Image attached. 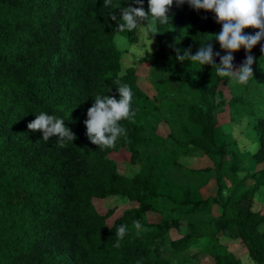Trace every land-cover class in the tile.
<instances>
[{
    "label": "trees",
    "instance_id": "1",
    "mask_svg": "<svg viewBox=\"0 0 264 264\" xmlns=\"http://www.w3.org/2000/svg\"><path fill=\"white\" fill-rule=\"evenodd\" d=\"M129 5L139 6L134 0L108 7L104 0H0V264H193L206 256L213 264H245L234 242L264 264V212L252 209L255 195L264 193V168L239 176L249 161L264 163V53L251 51L253 78L246 85L218 76L211 65L178 61L176 49L195 54L206 41L225 52L214 39L222 25L213 12L174 2L155 36L173 32L176 44L171 51L161 44L145 57L160 73L151 98L138 85L137 69L122 73L115 38L134 43L137 30L117 31L110 15L119 18ZM245 58L241 48L233 63ZM118 84L130 86L135 116L120 121L126 135L114 147L101 149L88 139L84 120L97 95L119 99ZM223 84L231 87L230 99ZM227 105L232 119L255 117V153L221 132L218 114ZM40 112L63 119L76 139L65 147L55 136L45 142L41 131L27 127ZM158 118L174 127L167 138L151 123ZM189 149L212 165L179 164ZM121 150L140 166L136 175L119 171L113 154ZM177 171L186 179L172 196L166 178ZM212 179L216 192L205 196L202 188ZM97 200L108 202L106 210ZM122 224L127 234L116 247ZM204 241L200 252L190 253Z\"/></svg>",
    "mask_w": 264,
    "mask_h": 264
},
{
    "label": "clouds",
    "instance_id": "2",
    "mask_svg": "<svg viewBox=\"0 0 264 264\" xmlns=\"http://www.w3.org/2000/svg\"><path fill=\"white\" fill-rule=\"evenodd\" d=\"M138 7L131 5L121 7L119 18L113 13L111 20L117 21V31L132 32L146 26L154 35L158 33L156 25L166 24L169 21V13L175 2L176 6L187 3L191 8L199 11H211L215 14V21L222 25L221 31L214 33V39L219 42L220 48L226 53L221 55L214 50L212 43L200 46L195 54L191 49L184 50L183 55L180 49H176L177 60L183 62L190 60L200 65H211L215 67L216 74L220 77H227L234 83L246 85L253 78L252 65L255 62L250 54L254 46L264 40V0H147V11L143 7L144 0H134ZM112 0H104V6H111ZM246 28L257 29L254 34L245 33ZM243 48L246 58L241 66L234 68L233 53ZM264 53V46H261ZM219 57V63L216 58ZM139 58V57H138ZM119 99L110 95H97L91 107L87 109V119L84 120L86 135L92 144L98 148L114 147L117 140L126 135V129L120 121L135 116L131 108L133 93L130 86L117 85ZM31 131H41L42 139L47 142L51 137H57L58 146L65 147L66 142H73L76 139L65 121L46 112H40L35 119L28 123ZM259 149V144L253 146V151ZM136 229H141L139 221H135ZM127 234V226L120 225L115 235L117 241L114 246L119 247L120 240Z\"/></svg>",
    "mask_w": 264,
    "mask_h": 264
},
{
    "label": "rangeland",
    "instance_id": "3",
    "mask_svg": "<svg viewBox=\"0 0 264 264\" xmlns=\"http://www.w3.org/2000/svg\"><path fill=\"white\" fill-rule=\"evenodd\" d=\"M137 35L138 39L134 43L129 42L126 37L120 34H118L115 38L116 45L122 52V73H126L129 68L137 69L139 87L151 98H153V96L157 93V79L160 77V73L157 71L153 63L145 60L146 54L157 50L161 44H163L168 51H171L176 44V37L172 32L162 40L161 37L155 36L154 33H152L146 26H142L140 30H137ZM261 46H264V40H261L260 43L254 46L251 51L257 53ZM237 52L233 53L234 58L236 57ZM242 62L243 60L233 63L234 68L240 67ZM222 88L224 90L225 97L230 99L232 97L231 87L227 84H223ZM252 89L258 92L259 87L254 85L252 86ZM238 92V88L235 89V93ZM230 108V105H227L225 111L218 114L221 132L229 138L236 140L241 151L252 154L255 153L257 150L253 151V146L257 143L259 144V135L255 129V117L243 116L238 119H232ZM151 123L156 126L157 132L165 138L173 132L174 127L172 124L164 119H154ZM113 157L118 162V169L121 173L126 174L127 176H134L139 172L140 166L132 162L130 153L125 150L114 153ZM178 161L180 162L179 164L184 167L195 169L212 165V162L207 157L195 152L193 149L186 150L185 153L179 156ZM261 168H264V163L254 164L249 161L247 163V170H242L239 173V176L243 177L247 172L259 170ZM185 179V176L182 173H179V171L175 172V174H170L166 178L167 189L170 195L173 196L180 192ZM232 182V177L227 178V183L229 185H231ZM216 188V181L215 179H212L202 188V192L205 196H208L210 194H215ZM113 202L114 201H111L109 203L113 204ZM122 202V200L118 199L115 203L122 204ZM96 204L98 209L103 211L106 210L108 202L97 200ZM125 207L126 205L122 204L119 208L120 210H123ZM252 209L254 211L264 212L263 189L260 190L253 198ZM214 211L219 212V207H214ZM206 242L204 241L192 247L190 249V253L195 254L200 252L205 247ZM231 248L238 257L242 258L245 264H255L254 260L247 254V250L242 243L234 242L231 244ZM193 264H213V261L209 256H206L201 257L199 260H194Z\"/></svg>",
    "mask_w": 264,
    "mask_h": 264
}]
</instances>
